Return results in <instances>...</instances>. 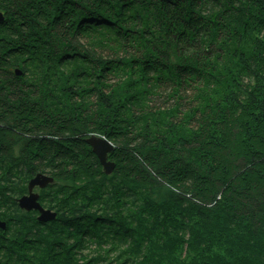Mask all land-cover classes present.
<instances>
[{"label": "trees", "instance_id": "16d2710c", "mask_svg": "<svg viewBox=\"0 0 264 264\" xmlns=\"http://www.w3.org/2000/svg\"><path fill=\"white\" fill-rule=\"evenodd\" d=\"M0 13V264H264V0Z\"/></svg>", "mask_w": 264, "mask_h": 264}, {"label": "water", "instance_id": "95a60500", "mask_svg": "<svg viewBox=\"0 0 264 264\" xmlns=\"http://www.w3.org/2000/svg\"><path fill=\"white\" fill-rule=\"evenodd\" d=\"M4 18L0 13V23H3ZM16 76H21L22 72L18 69L14 70ZM87 146H89L92 150V153L98 158L99 164L103 169L104 175L112 174L114 170V164L108 160V155L112 154L114 151L113 145H111L105 139L103 140L100 137L95 135L87 138L85 140ZM54 183L53 178H49L42 174H38L29 180V184L27 186V196H23L17 200L18 207L29 213L30 211L36 212L39 216L37 217V221L39 223H47L52 222L56 218V214L50 213L48 211H44L43 208L38 204L39 195L33 192L34 188L44 189L47 186H51ZM5 223L0 221V229L5 230Z\"/></svg>", "mask_w": 264, "mask_h": 264}, {"label": "rangeland", "instance_id": "374dc122", "mask_svg": "<svg viewBox=\"0 0 264 264\" xmlns=\"http://www.w3.org/2000/svg\"><path fill=\"white\" fill-rule=\"evenodd\" d=\"M17 69H18V68H17ZM42 175H44V174H42ZM44 176H46V175H44ZM47 177H48V176H47ZM27 186H28V185H27ZM33 192H34V193H37L38 195H39V193H40V192L38 191V188H34V189H33ZM26 193H27V190H26ZM27 194H28V193H27ZM27 194H26V195H23V196H27ZM23 196H22V197H23ZM20 198H21V197H20ZM16 202H17V199H16ZM16 204H17V203H16ZM38 204H40V203H38ZM17 205H18V204H17ZM40 206L42 207V205H40ZM42 208H43V207H42ZM18 209L20 210V208H18ZM43 210H44V211H48V212H50L51 214H52V213L55 214L54 211H51V210H49V209H45V208H43ZM38 216H39V215L37 214V217H38ZM56 216H57V214H56Z\"/></svg>", "mask_w": 264, "mask_h": 264}, {"label": "flooded vegetation", "instance_id": "af4514ba", "mask_svg": "<svg viewBox=\"0 0 264 264\" xmlns=\"http://www.w3.org/2000/svg\"><path fill=\"white\" fill-rule=\"evenodd\" d=\"M19 198V197H18Z\"/></svg>", "mask_w": 264, "mask_h": 264}]
</instances>
